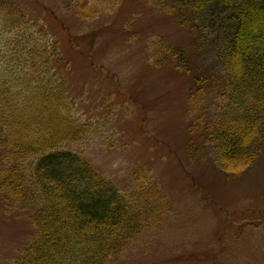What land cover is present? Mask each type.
Instances as JSON below:
<instances>
[{"label": "rangeland", "instance_id": "374dc122", "mask_svg": "<svg viewBox=\"0 0 264 264\" xmlns=\"http://www.w3.org/2000/svg\"><path fill=\"white\" fill-rule=\"evenodd\" d=\"M16 1L65 55L74 113L91 129L74 149L123 189L140 177L156 182L170 205L163 226L134 240L114 264H264V149L233 174L192 130L195 72L225 75L217 51L147 0ZM0 26L1 50L17 32ZM229 102L217 96L207 117ZM4 198L0 264H20L36 229L31 210H9Z\"/></svg>", "mask_w": 264, "mask_h": 264}, {"label": "trees", "instance_id": "16d2710c", "mask_svg": "<svg viewBox=\"0 0 264 264\" xmlns=\"http://www.w3.org/2000/svg\"><path fill=\"white\" fill-rule=\"evenodd\" d=\"M147 1L217 51L225 75L195 72L192 130L212 144L222 167L243 172L264 149V0ZM0 11V24L17 32L0 50V195L9 210H31L36 229L20 264H114L134 240L163 226L167 198L149 178L121 188L74 149L91 129L74 113L58 40L30 24L16 0H0ZM217 96L230 100L228 110L210 119Z\"/></svg>", "mask_w": 264, "mask_h": 264}]
</instances>
